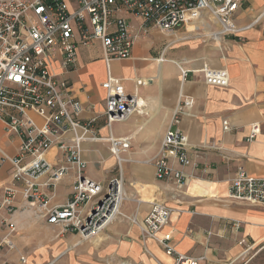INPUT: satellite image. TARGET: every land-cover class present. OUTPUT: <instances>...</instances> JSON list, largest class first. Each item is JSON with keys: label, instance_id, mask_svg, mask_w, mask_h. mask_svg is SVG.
Segmentation results:
<instances>
[{"label": "crops", "instance_id": "crops-1", "mask_svg": "<svg viewBox=\"0 0 264 264\" xmlns=\"http://www.w3.org/2000/svg\"><path fill=\"white\" fill-rule=\"evenodd\" d=\"M119 15L139 36L131 56L111 61L109 71L122 80L128 93L133 92L136 79L146 80L137 88L141 112L112 126L114 137L127 140L125 156L131 159L122 166L126 198L120 215L97 237L81 240L75 233L47 224L37 215L38 208L28 206L22 198V185L17 184L13 201L16 209L11 216L16 226L11 237L14 248L0 249V264H172L161 244L142 239L138 224L130 219L136 217L140 222L153 202H164L172 208L168 224L157 236L166 238L175 252L192 258L203 256L199 264H264L257 260L264 252V205L229 197L230 182L238 169L254 177L264 176V0H239L234 21L239 27H247L236 35L217 38L210 33L218 31L219 26L209 20L207 12L202 13L201 20L171 34L151 27L143 35L136 16L125 10ZM194 25L200 29L197 34L190 30ZM170 40L179 46L178 51L169 53L168 48L162 52ZM173 61L189 71L184 81ZM203 66L224 69L226 84L206 83L198 71ZM62 76L69 83L70 96L85 110L82 118L96 116L97 134L108 136L103 126L102 88L107 73L100 45H80L75 67ZM182 98L191 100L190 116L178 123L187 138L191 164H174L187 177L184 184L177 185L156 179L154 158ZM223 121L229 124L227 131L222 128ZM254 124L259 131L247 141ZM61 139L68 143L70 136ZM19 144L20 139L5 133L0 124V146L13 156ZM108 147L105 141L83 144L85 175L91 180L106 183L115 174V159ZM45 159L54 167L64 163L56 144L46 151ZM11 172V164L4 162L0 195L11 186ZM48 176L45 173L37 179L38 190L48 197L50 206L65 204L76 180L74 166L53 186L45 187L42 184ZM4 217L5 211L0 210V219ZM235 221L241 222L238 229L232 225Z\"/></svg>", "mask_w": 264, "mask_h": 264}, {"label": "built area", "instance_id": "built-area-1", "mask_svg": "<svg viewBox=\"0 0 264 264\" xmlns=\"http://www.w3.org/2000/svg\"><path fill=\"white\" fill-rule=\"evenodd\" d=\"M239 0H0V124L4 132L17 136L20 144L13 156L0 146V169L8 161L12 166L11 186L0 195V210L6 217L0 219V249H13L11 237L16 230L11 216L15 212L16 185L21 184L22 198L30 207L38 208L37 215L49 225L59 226L81 240H89L103 232L119 215L125 200L122 166L131 160L127 154L129 145L125 138L112 135L116 122L126 121L132 114L141 112L137 88L146 80L136 79L134 90L128 93L120 78L111 75L110 62L131 56L138 38L121 10L130 12L140 20V31L147 33L156 28L162 34H171L187 23L202 19L207 12L209 20L216 22L218 31L211 37L236 35L241 29L234 21ZM196 25L191 31L198 33ZM97 42L106 68L103 126L108 136L97 134L98 118L83 119L82 105L69 94V83L62 75L73 69L80 45ZM166 42L162 52L173 45ZM163 60V54L159 57ZM184 81L189 71L180 62L173 61ZM57 68L59 69L57 70ZM199 72L208 84L225 85L224 69L203 66ZM62 73V75H61ZM189 98L179 99L154 158L155 177L171 180L177 185L187 177L177 167L188 166L191 159L187 152V138L179 129L182 117L190 116ZM227 121L222 128L227 131ZM259 129L252 125L246 140L256 137ZM69 135V142L61 137ZM107 142L115 159V174L106 183L91 180L85 175L86 162L82 158L86 142ZM58 145L64 163L54 167L45 159L46 151ZM70 166L76 170L69 198L65 204L50 206L48 197L38 190L37 179L48 173L42 185L53 186L66 174ZM229 197L232 200L264 205V176L254 177L238 169L230 182ZM172 208L164 202L151 203L148 213L138 224L142 239H153L171 256L172 264H199L204 257L192 258L175 252L166 238H158V232L168 224ZM238 229L240 221L232 222ZM240 244L244 240L239 241ZM24 262V258L20 257Z\"/></svg>", "mask_w": 264, "mask_h": 264}, {"label": "rangeland", "instance_id": "rangeland-1", "mask_svg": "<svg viewBox=\"0 0 264 264\" xmlns=\"http://www.w3.org/2000/svg\"><path fill=\"white\" fill-rule=\"evenodd\" d=\"M151 38L154 39L155 36H151ZM162 44H163V43H162ZM162 44L160 45V47L162 46ZM175 46H176V45H172V46L169 48V49H170V50H169V53H171V52H173V51H174V52H177V51H178V49H179L178 47H179V46H178V47H175ZM181 49H182V48H181ZM169 53H168V54H169ZM257 260L260 261V262H263V263H264V252H263L262 254H260V255L257 257ZM123 264H126V263H123Z\"/></svg>", "mask_w": 264, "mask_h": 264}, {"label": "bare ground", "instance_id": "bare-ground-1", "mask_svg": "<svg viewBox=\"0 0 264 264\" xmlns=\"http://www.w3.org/2000/svg\"><path fill=\"white\" fill-rule=\"evenodd\" d=\"M194 29V26H190V30H193ZM141 102V101H140ZM144 102V101H143Z\"/></svg>", "mask_w": 264, "mask_h": 264}]
</instances>
